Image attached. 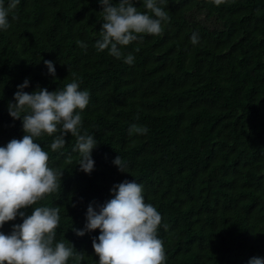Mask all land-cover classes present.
Returning <instances> with one entry per match:
<instances>
[{
    "label": "trees",
    "instance_id": "16d2710c",
    "mask_svg": "<svg viewBox=\"0 0 264 264\" xmlns=\"http://www.w3.org/2000/svg\"><path fill=\"white\" fill-rule=\"evenodd\" d=\"M134 3L147 12L143 0ZM161 6L170 17L162 33L121 47L124 57L134 56L131 65L94 46L103 23L99 0H20L10 27L0 30V147L25 135L8 111L25 79L29 94L62 89L73 76L90 93L81 131L98 144L94 170H80L71 134L55 152L54 136L36 139L49 167L64 175L57 191L23 210L59 206L56 242L83 254L68 264H98L92 240L100 230L81 237L74 229L85 228L90 204L98 210L125 180L141 184L145 202L162 216L166 264L264 258V0ZM44 60L54 63L55 77ZM133 124L147 133L130 135ZM117 156L128 173L114 165ZM22 222L17 216L0 231L10 234Z\"/></svg>",
    "mask_w": 264,
    "mask_h": 264
},
{
    "label": "clouds",
    "instance_id": "9594fccd",
    "mask_svg": "<svg viewBox=\"0 0 264 264\" xmlns=\"http://www.w3.org/2000/svg\"><path fill=\"white\" fill-rule=\"evenodd\" d=\"M220 6L228 0H210ZM102 6L103 23L100 39L95 43L98 52L108 50L109 55L124 59L131 65L134 56H123L121 47L142 40L144 35H160L163 24L170 20L161 6L164 0H143L147 12L138 11L134 0H99ZM20 4V0H0V30L10 27L9 16ZM12 19H18L13 15ZM193 45L199 42L198 34L191 37ZM78 46L87 45L77 40ZM49 73L55 77L54 63L44 60ZM29 80L18 85L14 94L15 103L9 102V115L22 121L25 135L22 139H12L0 147V228L5 223L15 221L17 216L22 223L12 225L10 234L0 231V264H68L70 258L79 262L83 254L74 252L73 247L63 241L56 242V229L60 222V208L35 207L30 215L25 209L37 204L46 194L60 188L64 175L58 169L49 167V153L36 139L47 134L54 136L50 144L53 152L62 149L66 138L71 134L76 138L74 151L79 154L80 170L91 174L95 161L93 149L97 147L94 137L86 131L82 134V115L89 104L90 93L81 90L80 82L73 76L72 82L64 88L50 92L38 88L29 94L24 89ZM146 127L131 125L130 135H144ZM114 165L125 173L126 165L117 156ZM128 173V172H127ZM112 196L104 204L87 209V222L84 229H74L77 236L99 229L100 234L92 240L98 264H166L163 241L158 237L162 216L151 204L146 203L143 186L125 180L113 186ZM249 264H264V258L252 257Z\"/></svg>",
    "mask_w": 264,
    "mask_h": 264
},
{
    "label": "rangeland",
    "instance_id": "374dc122",
    "mask_svg": "<svg viewBox=\"0 0 264 264\" xmlns=\"http://www.w3.org/2000/svg\"><path fill=\"white\" fill-rule=\"evenodd\" d=\"M203 15H201V18H202Z\"/></svg>",
    "mask_w": 264,
    "mask_h": 264
}]
</instances>
